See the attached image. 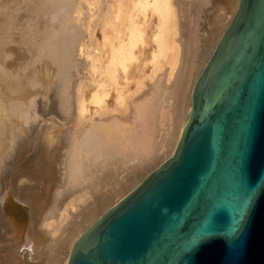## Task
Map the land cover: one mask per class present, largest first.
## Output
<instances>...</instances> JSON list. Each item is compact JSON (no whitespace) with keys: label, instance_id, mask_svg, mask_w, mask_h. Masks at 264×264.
I'll return each instance as SVG.
<instances>
[{"label":"bare ground","instance_id":"obj_1","mask_svg":"<svg viewBox=\"0 0 264 264\" xmlns=\"http://www.w3.org/2000/svg\"><path fill=\"white\" fill-rule=\"evenodd\" d=\"M239 1L0 0V210L10 223L17 229L21 219L13 181L28 180L33 193L40 181L53 182L47 171L56 169L59 189L82 196L114 178L137 180L173 155L196 80ZM220 3L232 4L231 13L216 11ZM42 88L57 98L49 112L43 107L46 119L36 100ZM16 140L28 150L6 154ZM96 219L69 238L61 264Z\"/></svg>","mask_w":264,"mask_h":264},{"label":"water","instance_id":"obj_2","mask_svg":"<svg viewBox=\"0 0 264 264\" xmlns=\"http://www.w3.org/2000/svg\"><path fill=\"white\" fill-rule=\"evenodd\" d=\"M68 264H264V0H240L172 157L85 229Z\"/></svg>","mask_w":264,"mask_h":264},{"label":"rangeland","instance_id":"obj_3","mask_svg":"<svg viewBox=\"0 0 264 264\" xmlns=\"http://www.w3.org/2000/svg\"><path fill=\"white\" fill-rule=\"evenodd\" d=\"M231 5L232 4H228V3H220V4H217L216 7L214 8H216V11L223 8L224 11H228V13H231L230 12V9L232 8ZM86 9L83 12L84 13L83 16L85 17L87 15V14L85 15V13L88 11V10L86 11ZM206 30H208V28ZM79 58L80 57L76 55V61L79 60ZM51 92H54V90L44 91L43 88L40 92H38L39 94L37 95L36 100L38 101V103L40 102L41 103L39 105L37 103V105L38 107H40V105L42 107V108L40 107L41 111L39 115L43 113L44 111L43 114H45L46 116L45 108L43 109V107L46 104L49 105L51 103V99L52 101H55V99H57L56 92L55 94ZM49 94H52V96L51 95L49 96ZM54 95H55L54 97L55 99H53ZM47 108L49 109V106L46 107V110H47L46 112H49ZM48 115L50 116V114L48 113L46 117H48ZM45 116L43 115V118L40 116L41 118L38 117V119L39 118L44 119ZM12 146L14 148L11 147L7 151L8 153L6 154H9L10 153L9 151H11L10 155H13L15 152H17L18 154H21V152H25L28 150V146L21 149V145L18 142V140H16V142H12ZM5 148L6 147L3 146L1 149L2 150L4 149L3 151H5ZM5 157L6 156L4 155V158ZM170 157H172V153L170 152L163 154L156 162L150 164V166H148V168H146L145 171H143L142 173L140 172L137 180H134V178L130 180V178H128L129 180L128 179L126 180L130 182H127V181L124 182V179L118 176L119 178L117 181H115L114 180L115 178H114L113 181L111 180L112 182L111 181L104 182L105 184L104 185L102 184L101 186L102 189L96 186L98 190L99 189L102 190V191L100 190V192L96 189V187H94L95 190L99 193H96V192L94 193L95 190L91 189L92 188L91 186L90 187L91 190L89 189L88 191L89 187L85 190V192L88 191L90 194L85 193L84 195L82 194V196L80 194H76L78 193L76 192V190H78L77 188L74 190V192L73 190L72 191L66 190L67 189L66 187H69L72 184H65L66 189L65 190L63 189L64 191L60 190L62 189L61 184L63 183V181L61 183V178L59 177L61 175H59V173L56 172L57 171L56 169H55L56 171L55 170L54 171L51 170L50 172L47 171L50 175V178H53V182H49L47 184L46 181H40L41 183L39 184L41 186L37 183L38 185L35 186L36 188L34 187L33 193L32 192L28 193L26 191L27 189L24 188L25 185L30 184L28 180L19 182V179H18L16 181H13L10 185V190L13 194L12 196L13 201H14L13 203H15L17 207L18 216L21 219L18 221L19 225H18V228L16 229L10 223V220L7 217V215H5L0 210V259L1 261H3L4 264H61L62 259L65 254V248L67 247L69 243V238H71L77 233V230H78L77 228L79 226L80 228H82L86 226L88 222H91L94 219L98 218L100 215H102L111 206L117 203V200L122 199L123 196H125L124 194H127V192H129L130 190H133V188L136 187V185H138L137 184L138 182H141L150 172L154 171L158 166L162 165ZM56 174L59 175L58 176L59 178L57 177ZM123 174H125V172ZM52 175L53 176L55 175L54 176L55 178L51 177ZM54 179L57 180V182L60 184V187L57 184V182L56 183L54 182L55 181ZM59 179H60V182H59ZM24 182L25 183L27 182V184H25ZM110 182L112 183L111 184L112 186L110 185ZM114 183L115 185H113ZM73 185L70 186L69 188L72 189L73 187L75 188L77 186V185H74V186ZM109 185L111 188L108 187ZM38 186L41 187V189H39ZM113 187L114 188L118 187V188L114 190ZM37 189H38V192H37ZM35 190H36V193H35ZM59 191L60 192L63 191V194H61L62 192L60 193ZM107 191H109V193ZM91 193L97 194V196ZM104 194H108V195L111 194L110 195L111 198L106 201L103 197H101ZM78 196L81 198H79ZM70 204L71 205L75 204V207L70 206ZM56 207L58 209H61V207L64 208V210L61 209L63 212L61 210H58ZM54 209L58 210V213ZM66 209L67 211H65ZM59 211H60V214H59ZM50 213H51V216H50ZM61 215L63 219H61ZM58 216L60 217L59 219L57 218ZM43 218H45V220ZM59 222H61L62 225L59 224ZM59 225H61V227ZM50 228H52L53 230L51 229L52 231H50ZM54 228H56L57 230ZM32 246L34 248H32Z\"/></svg>","mask_w":264,"mask_h":264}]
</instances>
